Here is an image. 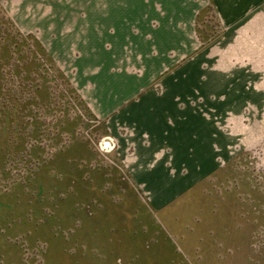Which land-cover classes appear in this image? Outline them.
<instances>
[{
    "label": "rangeland",
    "instance_id": "rangeland-1",
    "mask_svg": "<svg viewBox=\"0 0 264 264\" xmlns=\"http://www.w3.org/2000/svg\"><path fill=\"white\" fill-rule=\"evenodd\" d=\"M201 4L0 0L14 23L0 55V264H264V63L224 89L231 111L219 92L194 96L230 139L195 193L160 189L172 158L133 159L132 120L157 119L140 108L175 101L174 83L115 113L198 41ZM198 23L220 34L211 5Z\"/></svg>",
    "mask_w": 264,
    "mask_h": 264
},
{
    "label": "crops",
    "instance_id": "crops-1",
    "mask_svg": "<svg viewBox=\"0 0 264 264\" xmlns=\"http://www.w3.org/2000/svg\"><path fill=\"white\" fill-rule=\"evenodd\" d=\"M206 5L214 9L221 29L220 34L210 40L200 35L202 29L198 23ZM194 32L198 41L182 49L173 62L115 111L119 113L134 105L158 83L165 86L174 83L173 89L164 88V101L168 100L167 96H174L175 101L169 100L158 107L141 106L143 111L162 114L157 119L132 120L137 132L131 140L136 145L133 159L138 163L155 159L165 168L166 160H174L175 172L169 173L173 177L169 180L159 178V185L164 191L179 194L199 191L203 181L217 170L212 162L221 154L219 151L226 141L230 143V139L225 141L224 133L216 129L215 112L220 109L208 101L201 107L194 106V96L219 92L222 96L219 103L231 111V105L225 103L228 94L224 89L229 88L232 81L261 77L257 65L264 63V0H202L201 7L194 12ZM213 80L222 81V84H213L210 82ZM183 93H190V97ZM145 135L152 146H146ZM121 156L125 157L124 152ZM167 175L165 172L164 176ZM146 179L143 178L144 184Z\"/></svg>",
    "mask_w": 264,
    "mask_h": 264
},
{
    "label": "trees",
    "instance_id": "trees-1",
    "mask_svg": "<svg viewBox=\"0 0 264 264\" xmlns=\"http://www.w3.org/2000/svg\"><path fill=\"white\" fill-rule=\"evenodd\" d=\"M9 26L14 27V23L12 20L9 18L8 15L0 8V55L3 50L4 44L6 45L9 40H10V31H9ZM17 34L18 32L15 31ZM10 98L9 96H4L3 100H1L0 97V106L2 105L3 107L6 106V99Z\"/></svg>",
    "mask_w": 264,
    "mask_h": 264
}]
</instances>
